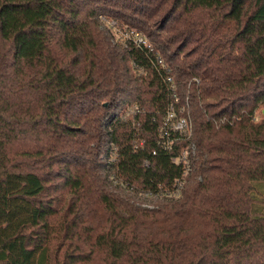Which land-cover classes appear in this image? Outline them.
<instances>
[{
  "label": "trees",
  "instance_id": "obj_1",
  "mask_svg": "<svg viewBox=\"0 0 264 264\" xmlns=\"http://www.w3.org/2000/svg\"><path fill=\"white\" fill-rule=\"evenodd\" d=\"M162 75L191 122L169 151ZM260 182L264 0H0V264H264Z\"/></svg>",
  "mask_w": 264,
  "mask_h": 264
},
{
  "label": "built area",
  "instance_id": "obj_2",
  "mask_svg": "<svg viewBox=\"0 0 264 264\" xmlns=\"http://www.w3.org/2000/svg\"><path fill=\"white\" fill-rule=\"evenodd\" d=\"M105 26L110 30L113 35L114 41L120 45L122 48H126L129 45L134 48L143 49L146 52H149L153 56V61H150V65L159 69L160 71L166 70V64L160 58V56L153 52V46L145 38L143 34L134 30L124 27V29H119L120 26H117V23L111 19L103 20ZM119 27V28H118ZM118 33L117 37L116 34ZM135 74H143L142 67H134ZM162 80L166 85L167 91L170 95V101L165 107L163 116L161 117L160 123L157 128L156 133V146L163 150L169 151L171 146L176 140H188L191 134V122L187 115H184V106L179 104V100L176 97V84L173 80V77L170 75H162ZM138 113L137 106L126 105L120 112L121 119L125 121H131L133 123V117ZM133 126V125H132ZM135 147V146H134ZM151 155H155V151H151ZM171 162L175 165H181L187 167V150L181 149L176 156L171 157ZM148 161L144 159L142 161V166L146 167ZM182 182L178 181L175 183V193L181 187Z\"/></svg>",
  "mask_w": 264,
  "mask_h": 264
},
{
  "label": "rangeland",
  "instance_id": "obj_3",
  "mask_svg": "<svg viewBox=\"0 0 264 264\" xmlns=\"http://www.w3.org/2000/svg\"><path fill=\"white\" fill-rule=\"evenodd\" d=\"M117 23V26H120L119 29H124V26L119 22V21H116V20H113ZM118 33L116 34L115 37H117ZM262 109H259L257 112H255V119L254 121H257L260 119V115L262 114ZM252 185H254V187H258L260 185H264V183L260 182V183H253ZM259 193V192H258ZM264 197V190L260 191L259 195H257V198L261 199ZM148 200H153L152 197H147Z\"/></svg>",
  "mask_w": 264,
  "mask_h": 264
}]
</instances>
